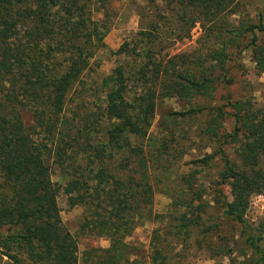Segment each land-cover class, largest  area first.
<instances>
[{"label": "trees", "instance_id": "1", "mask_svg": "<svg viewBox=\"0 0 264 264\" xmlns=\"http://www.w3.org/2000/svg\"><path fill=\"white\" fill-rule=\"evenodd\" d=\"M92 1L104 3L0 0V255L6 258L3 264H77L76 243L61 223L58 188L51 180L55 169L63 172L67 167L71 174L61 193L69 208H85L82 228H86V233L108 240V247L98 250L102 263L126 264L123 240L135 217L143 219L144 213L147 217L151 213L156 181L149 176L153 162L163 159L168 165L165 156L173 159L181 155L164 139L159 140L153 155L144 152L138 143L151 126L157 93L168 99L210 98L214 91L210 77L216 69L222 70L229 49L251 48L255 66L264 74L262 27L245 26L242 22L235 27H214L205 34L214 41L203 59L207 66L197 64L196 60V71L178 72L173 65L161 68L151 57L150 49L143 47L136 54L141 63L134 65L133 71L128 74L119 66L111 75L104 94L101 125L88 117L73 123L64 116L68 95L88 68L94 52L103 47L107 32V26L97 25L91 19ZM156 1L172 5L181 27L186 24L184 31L195 23L201 27L216 23L231 4V0H149ZM20 26L27 27L20 30ZM254 29L262 33L260 40ZM247 34L249 39L242 44L241 39ZM151 35L147 31L142 39L150 41ZM127 52L123 45L115 54ZM127 83L140 89L136 98H125ZM173 115L202 118L197 136L217 144L215 155L222 162L219 184L228 186V200L217 190L222 196L220 227H238L239 236L252 252V259L243 264H264V223L250 232L244 221L250 198L264 197V107H256L248 99L226 98L222 105L191 108ZM226 119L233 122L230 132L223 129ZM91 132H100V140L93 142ZM226 146H232L234 159L223 152ZM212 158L213 155H207L193 163L203 168ZM195 174L177 179L178 189L171 196L175 229L163 233L164 240L167 235L169 240L187 237L197 244V227L203 223L204 210ZM60 175L66 177L64 173ZM157 218L159 215L154 214L153 219ZM208 231L205 227L200 234ZM152 237L151 264H168L171 258L162 255L164 250L158 247V238Z\"/></svg>", "mask_w": 264, "mask_h": 264}, {"label": "rangeland", "instance_id": "2", "mask_svg": "<svg viewBox=\"0 0 264 264\" xmlns=\"http://www.w3.org/2000/svg\"><path fill=\"white\" fill-rule=\"evenodd\" d=\"M93 2L89 6L91 19L97 25L107 26V32L102 39L103 47L94 52L89 59L88 68L68 95L64 116L73 123H77L78 120L81 122L82 118L88 117L101 125L104 121L101 117L104 94L109 89L111 75L119 66L128 74L133 71V68L141 63L137 55L143 47L150 49L151 57L161 68H170L173 65L174 70L178 72L196 71L194 62L197 60V64L202 62L207 66L208 63L203 59L214 46L212 38L205 35L207 30L214 27L223 29L225 25L235 27L238 26V22L244 23L245 26L256 28L259 26L264 29V0H231V4L220 14L216 23L203 24L206 28L204 31L199 23L184 31L186 24L181 27L183 24L172 5H165L159 1ZM25 27L27 26H20V30ZM147 31L152 34L150 41L142 39ZM254 32L260 40L262 33L256 29ZM248 39L249 35H244L241 39L242 44ZM123 45L127 48V55L115 54ZM210 78L214 85L210 98L168 99L160 97L157 93L151 126L147 136L138 143L143 146L144 152L153 155L159 140L164 139L169 145H174L181 155L173 159L165 156L170 162L168 165L163 159L153 162L149 176L155 177L156 181L151 213L149 217L144 213L143 219L135 217L128 236L123 240L128 258L126 264H151L152 235L154 239L158 238L160 244L158 247L161 246L164 250L162 255L166 254L171 258L168 264H243L252 259V252L239 236L238 227L233 226L231 229L220 227L222 217L219 206L222 196H219L217 190L225 199L228 200L229 196L228 186L219 184L218 172L222 169V162L215 155L217 144L197 136L202 118L197 115L181 118L173 114L184 113L191 108L222 105L226 98L229 101L248 99L256 107H264V74L257 70L251 48L248 47L241 51L227 50L222 70L216 69ZM139 90L135 84L127 83L125 98L127 100L136 98ZM72 115L77 117L72 118ZM232 127V120L226 119L223 129L230 132ZM91 134L93 142L100 140V132ZM222 150L229 159H234L232 146L223 147ZM207 155H213L208 166L202 168L199 164L193 163ZM61 173L66 175L64 179ZM188 173H196L197 188L202 191L199 202L204 213L203 223L197 227V244L187 237L179 239L171 237L169 240L170 235H167L165 240L163 239V233H171L175 229L173 226L176 222L172 220L175 212L171 206V196L173 191L178 189L177 179ZM69 174L71 171L67 167L63 172L55 169L51 176L52 182L58 188L57 204L61 223L75 240L77 264H103L102 254L98 250L106 249L109 245L108 240L86 233L88 232L86 228H82L87 215L85 208H69L66 196L61 193ZM154 214L159 215V218L153 219ZM244 221L250 232H254L260 223H264V197L256 195L250 198ZM205 227L210 231L200 234ZM5 261L6 258L0 255V264ZM22 264H26V261H22Z\"/></svg>", "mask_w": 264, "mask_h": 264}]
</instances>
